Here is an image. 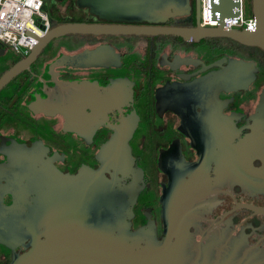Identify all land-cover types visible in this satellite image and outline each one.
<instances>
[{"label":"flooded vegetation","instance_id":"1","mask_svg":"<svg viewBox=\"0 0 264 264\" xmlns=\"http://www.w3.org/2000/svg\"><path fill=\"white\" fill-rule=\"evenodd\" d=\"M188 5L140 24L196 26L201 1ZM45 8L52 27L107 22L79 0H45ZM22 58L0 43V76ZM231 60L253 64L249 81L202 88ZM96 173L101 195L87 193L76 233L128 238L129 259L152 264H264V50L161 34L50 41L0 91V264L31 249L20 224L46 218L47 192L83 191ZM187 201L190 214L168 217ZM173 233L170 248H153ZM109 243L75 264H126L127 250Z\"/></svg>","mask_w":264,"mask_h":264},{"label":"water","instance_id":"2","mask_svg":"<svg viewBox=\"0 0 264 264\" xmlns=\"http://www.w3.org/2000/svg\"><path fill=\"white\" fill-rule=\"evenodd\" d=\"M79 4L90 7L93 13L107 22L70 21L51 27L43 37L38 39V43L27 55L23 56L22 59L1 74L0 91L18 74L29 69L42 49L50 41L65 35L161 34L180 36L186 41L200 40L206 37H227L245 45L258 46L264 50V0H251L252 16L256 21L254 29L227 28L225 26L226 18L239 16L238 9L240 4L238 0H219L218 4H214L213 11L221 12L220 25L216 27L202 26L200 24L201 10H199L197 15L196 26L140 24L144 22H165L172 17L183 14L189 7L188 0H79ZM252 71H254L253 64L240 60H231L228 66L216 72L213 77H207L205 78L206 80L202 79V88L209 87L208 83L210 82H213L216 86L215 88L220 90L240 87L250 80ZM119 151L120 147L116 149V154ZM101 175L100 173L94 174V179L89 181V185L87 188L85 186L83 191L76 188L71 191L66 188L57 189L53 193L47 192L46 218L43 219L37 213L35 223H33L34 221H27L20 224V229L27 232L28 236L32 238L31 249L15 258L12 264H75L78 258L97 253L98 245L96 243L98 242H110V246L125 248L128 260L126 264H152L150 260L129 259L128 256L130 254L128 252L133 248L134 244L130 243L128 238L125 240L118 239L116 240L117 243H115L114 238L98 239L97 236H93V240H91L86 234H81L80 231L76 233L75 217L85 207L82 206V201L87 199L88 194L91 199L94 198V201H97L101 195L103 188ZM193 177L190 181L191 186L195 182V175ZM197 183L195 184L196 188L199 187ZM51 200L53 201L52 203ZM190 206L189 201L178 203L168 217L184 216L188 213ZM177 224L170 221L169 230L172 229L173 225ZM40 227L45 228V238L42 239L37 230ZM173 237H175L174 233L172 236L167 234L163 243L153 248H170ZM118 241L122 242V245H119ZM151 256L149 255V257ZM163 257L167 256L164 255Z\"/></svg>","mask_w":264,"mask_h":264},{"label":"built area","instance_id":"3","mask_svg":"<svg viewBox=\"0 0 264 264\" xmlns=\"http://www.w3.org/2000/svg\"><path fill=\"white\" fill-rule=\"evenodd\" d=\"M239 16L226 18L227 28L254 29V17H246L243 0H238ZM219 0H201L202 26L220 25L221 12L213 11ZM51 16L45 8V0H0V43L25 56L51 28Z\"/></svg>","mask_w":264,"mask_h":264},{"label":"rangeland","instance_id":"4","mask_svg":"<svg viewBox=\"0 0 264 264\" xmlns=\"http://www.w3.org/2000/svg\"><path fill=\"white\" fill-rule=\"evenodd\" d=\"M242 5H243L244 12H245V16L250 17L252 14L251 0H243Z\"/></svg>","mask_w":264,"mask_h":264}]
</instances>
